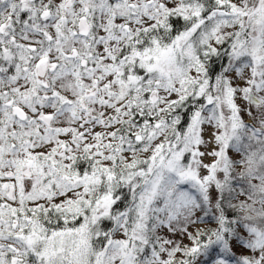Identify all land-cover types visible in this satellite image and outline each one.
I'll return each instance as SVG.
<instances>
[{
  "label": "snow or ice",
  "instance_id": "6c2138e0",
  "mask_svg": "<svg viewBox=\"0 0 264 264\" xmlns=\"http://www.w3.org/2000/svg\"><path fill=\"white\" fill-rule=\"evenodd\" d=\"M0 264H264V0H0Z\"/></svg>",
  "mask_w": 264,
  "mask_h": 264
}]
</instances>
